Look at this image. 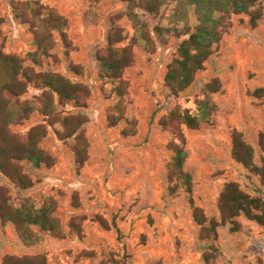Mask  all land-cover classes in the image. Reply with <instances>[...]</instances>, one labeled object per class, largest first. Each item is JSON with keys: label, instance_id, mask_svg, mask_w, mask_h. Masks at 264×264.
I'll return each mask as SVG.
<instances>
[{"label": "rangeland", "instance_id": "obj_1", "mask_svg": "<svg viewBox=\"0 0 264 264\" xmlns=\"http://www.w3.org/2000/svg\"><path fill=\"white\" fill-rule=\"evenodd\" d=\"M25 3H37L42 17L51 9L67 23L64 38L51 31L52 49L39 64L28 57L37 49V26L23 9ZM18 5L24 15L19 16ZM258 7L262 17L257 27H250L246 15L233 16L232 28L213 45L203 70L175 95L164 77L187 39L185 23L168 16L176 11L175 2L167 0L157 15H151L142 8V0H0L2 52L19 57L25 71L54 73L88 90L84 107L71 103L56 108L62 116L86 119L70 139L61 140V124L51 125L37 112L11 128L24 136L45 125L39 147L55 163L34 168L23 161L31 187L19 190L1 173L0 187L9 190L11 200L27 198L36 208L52 199L65 236L39 234L38 243L26 246L13 225L0 220V264L5 256L38 255L47 264H264V226L244 217L237 219L236 233H230L229 225L217 229L213 245L219 255L205 263L202 255L209 243L200 238L189 201L208 219L219 221V195L229 182L264 200L258 178L231 155L236 132L253 148L256 165L264 157L258 146L259 134L264 133V92L252 95L264 90V0ZM187 10V25L193 31L197 17L192 8ZM109 41L112 49H125L132 59L119 79L100 75L97 55L107 50ZM213 80L221 89L209 96L216 107L209 122L196 130L180 126L187 153L183 172L191 177L189 195L171 177L175 135L161 123L177 109L195 115L204 86ZM27 90L22 97L26 100L41 94L32 86ZM80 137L87 143L81 165L76 155ZM82 253L93 256L84 258Z\"/></svg>", "mask_w": 264, "mask_h": 264}, {"label": "trees", "instance_id": "obj_2", "mask_svg": "<svg viewBox=\"0 0 264 264\" xmlns=\"http://www.w3.org/2000/svg\"><path fill=\"white\" fill-rule=\"evenodd\" d=\"M167 0H142V8L151 15H157ZM176 3V11L170 18L179 23H185L187 39L177 49V57L169 66L164 77L165 85L175 95L191 85L197 72L203 70V64L211 55L213 45L218 44L222 37L232 28V17L239 15L248 16V24L251 28L258 25L262 17L258 7L259 0H171ZM29 5H34L33 9ZM37 3H25L24 8L37 26L35 43L37 49L28 57L34 64H39L42 57L48 55L52 49L51 31L61 32L67 27L66 21L59 17L51 9L47 10V16L42 17L37 11ZM188 8H192L197 17V25L193 31L188 27ZM19 16L24 15L19 8ZM25 10V11H26ZM23 11V10H22ZM137 24L138 21L136 22ZM114 36V35H113ZM112 40V35L110 37ZM117 39L114 38L113 41ZM114 41V42H115ZM99 71L101 77L119 79L122 71L131 65L132 59L127 50L112 49V41H109L107 50L98 53ZM32 86L41 90L39 97L33 100L23 99V95ZM221 85L218 80H213L204 86L202 95L196 102L197 113L191 115L188 111L172 113L161 125L174 133L171 143L173 156L170 164L171 177L180 182L181 187L191 194V177L183 172V166L187 159L185 151V138L180 130L184 125L190 130H196L201 123H208L211 114L216 110L209 98L210 95L219 92ZM264 90H255L252 95L259 96ZM88 90L80 84H73L65 78L54 74L37 72L30 69L25 71L23 61L14 55H7L0 47V173L17 189L26 190L32 182L23 171L21 162L31 163L34 168L41 166L51 168L55 160L40 147V141L46 135V126L38 125L32 128L24 136L11 132V128L21 125L30 116L37 112L51 125L60 123L63 129L58 136L61 140L72 138L80 127L86 122L84 117L62 116L56 113L58 106L65 107L74 103L77 107L85 106ZM80 147L76 149V155L81 165L85 159L87 143L84 138L78 140ZM258 146L264 155V133L258 137ZM232 158L241 166H244L252 175L258 178L259 184L264 188V157L260 165L254 162V150L247 144L240 133L232 136ZM243 167V168H244ZM9 190L0 187V220L2 223L13 225L21 242L26 246H32L41 240L39 234L54 238H64V229L59 220L54 216L55 203L47 199L42 207L36 208L27 198L17 197L14 200L8 198ZM192 206L193 222L199 227L202 240L209 243L202 259L205 263L215 260L219 255L218 249L213 245L217 241V229L229 225L230 233L240 230L238 218L244 217L247 221L264 226V200L260 196H250L243 192L239 185L229 182L224 185L218 199L219 221L215 218L208 219L201 209ZM101 227L109 229L107 223L97 218ZM74 227V226H73ZM70 229L71 231L74 229ZM112 227L119 235L120 231L115 223ZM92 253H82L81 257L91 258ZM2 264H47L42 255L13 257L5 256ZM100 264H107L101 262Z\"/></svg>", "mask_w": 264, "mask_h": 264}]
</instances>
